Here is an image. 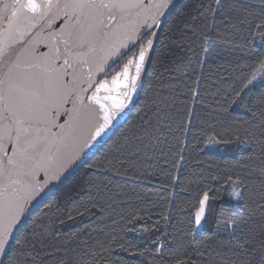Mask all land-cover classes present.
<instances>
[{
	"label": "trees",
	"instance_id": "1",
	"mask_svg": "<svg viewBox=\"0 0 264 264\" xmlns=\"http://www.w3.org/2000/svg\"><path fill=\"white\" fill-rule=\"evenodd\" d=\"M209 5L217 9L215 0H182L169 16L129 118L30 217L8 256H20L19 264H220L217 252L230 255V238L223 225L217 235V221L232 209L247 214L242 204L259 199L264 180V81L240 91L264 54V38L250 40L264 0H221L215 16ZM153 125L159 131L152 137L132 135ZM109 160L115 170L97 173L112 167ZM237 176L245 182L237 189L244 201L231 195L228 177ZM203 191L207 223L193 237L188 233ZM84 203L97 207L77 215ZM259 240L257 232L253 242ZM98 242L113 246L99 249Z\"/></svg>",
	"mask_w": 264,
	"mask_h": 264
},
{
	"label": "snow or ice",
	"instance_id": "2",
	"mask_svg": "<svg viewBox=\"0 0 264 264\" xmlns=\"http://www.w3.org/2000/svg\"><path fill=\"white\" fill-rule=\"evenodd\" d=\"M172 3L173 0H0V67L4 68L0 85H7V96L0 88V264H19L20 256H8V249L13 230L31 201L51 181H59L86 150L104 140L115 127L116 118L132 103L155 51L157 30ZM215 4L217 9L208 6L213 16L221 0H215ZM61 18L62 22L56 24ZM37 28L40 31L33 35ZM45 29L47 51H40L37 37ZM257 34L264 38V10L250 40ZM208 50L204 48L205 53ZM198 66L202 68L203 64ZM101 73L97 81L95 77ZM258 78L264 81V54H258V63L240 91ZM240 91L235 95L239 96ZM154 116L158 125L159 111ZM156 125L132 135L137 140L152 137L159 131ZM209 142L220 141L209 137ZM8 144L12 145L10 149L5 147ZM117 162L128 161L117 158ZM108 163L111 168L96 172L114 171L116 165L111 160ZM260 171L264 176V168ZM38 173H43L42 181L37 179ZM228 179L232 180L231 195L244 201L245 196L237 189L245 182L239 176ZM256 195L258 200L242 204L247 214L232 209L227 220L218 219L217 235L223 225L231 245L230 255L216 253L220 264H264V180ZM208 201V191H203L192 222L195 227L188 233L193 237L202 227L201 221L207 223ZM89 207L97 205L84 203L76 214L83 215ZM72 218L69 213L68 219ZM257 232L259 244L253 242ZM98 244L99 249L113 246ZM159 251V247L153 250L156 254ZM26 255L35 259L32 252ZM175 264H184V260L178 259Z\"/></svg>",
	"mask_w": 264,
	"mask_h": 264
},
{
	"label": "water",
	"instance_id": "3",
	"mask_svg": "<svg viewBox=\"0 0 264 264\" xmlns=\"http://www.w3.org/2000/svg\"><path fill=\"white\" fill-rule=\"evenodd\" d=\"M5 2H10V0H5ZM182 2V0H173L172 5L170 6V8L168 9V11L165 13V16L162 18V23L160 28L157 30L156 33V41L158 42L161 31L167 21V19L169 18L170 15H172L174 13V11L177 9V7L180 5V3ZM62 22V18L58 19L56 21V24H59ZM56 25H53V27H55ZM3 25H0V30H2ZM40 29H34L33 30V35H35L36 32H39ZM47 32L48 29H45L44 33L37 37V40L39 41V43L36 45V47L40 50V51H47V48L45 47V44L47 43V41L45 40V37L47 36ZM26 40H30L32 39V37H26ZM156 42V45H157ZM156 45H155V49H156ZM19 47V45L17 46ZM155 52V51H154ZM153 56L154 53L150 56V63L146 65V69H145V73L142 74L141 77V81H142V85L141 87H139L137 89V92L132 96V103L129 104L128 108L125 109V113L120 116L117 117L116 120L114 121V125L115 127L110 130V132L108 133L107 136L104 137V140L100 141L99 143H97L93 148L86 150V154L79 160L77 161L75 164H73L60 178L59 181H51L48 186L44 189V191L41 193L40 196H38L35 200L31 201V203L29 204L25 215L22 217L21 222L19 225L16 226V228L13 230V235L12 238L10 240V245H9V249L10 246L12 245L13 241L15 240L16 236L19 234V232L22 230V228L24 227V225L27 223V221L30 219V217L52 196L54 195L59 189L60 187L66 183L72 176H74L79 169H81L84 165H86L88 163V161L110 140V138L114 135V133L125 123V121L129 118L135 103L138 101V99L140 98L143 88H144V84L153 60ZM3 71L4 68L0 67V77L3 76ZM103 74H98L95 79L97 81H99L100 77ZM6 87L7 85H0V88H4L5 92L4 95L7 96V91H6ZM91 91V90H90ZM106 141V142H105ZM6 148L10 149L12 147V145L8 144L5 145ZM9 154H11L9 152ZM37 179L38 180H43L44 176L43 173H38L37 174ZM8 249V251H9Z\"/></svg>",
	"mask_w": 264,
	"mask_h": 264
}]
</instances>
